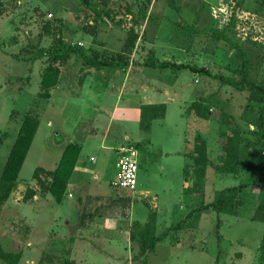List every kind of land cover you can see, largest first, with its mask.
<instances>
[{"label": "rangeland", "instance_id": "rangeland-1", "mask_svg": "<svg viewBox=\"0 0 264 264\" xmlns=\"http://www.w3.org/2000/svg\"><path fill=\"white\" fill-rule=\"evenodd\" d=\"M167 1L1 0L0 173L25 114L34 121L15 185L0 212V237L7 247L22 248L17 264H61L54 258L59 248L55 244L64 240L67 246L70 236L75 238L72 246L82 248L73 253L79 264H257L264 223L251 215L264 195V187L258 184L243 189L245 203L235 215L205 209L158 241L153 252L139 255L137 243L128 240L134 219L144 222L153 212L159 234L211 200L215 190L255 176L246 171L216 172L212 167L222 162L234 129L255 130L259 104L248 99V91L188 69H151L141 62L153 50L157 60L195 64L237 80L240 51L210 31L217 29L241 47L249 77L264 83V7L257 0ZM139 7L144 16L137 13ZM57 18L64 42L94 50L101 58L118 52L132 29L137 38L129 54L131 63L125 70L87 68L72 54L57 65L54 84L43 85L46 55L36 54L39 48L50 47L43 24H58ZM89 24L95 26L94 37L83 30ZM12 54L25 60H15ZM180 73L178 84L175 78ZM141 85L166 88L176 96L160 95L166 111L152 126L150 146L130 113ZM197 105L206 117L197 115ZM196 139L205 142L210 161L201 178L183 155L192 152ZM128 142L140 146L136 185L133 192H121L109 181L115 171V148ZM163 144L176 150L160 153L157 148ZM78 165L82 185H78L81 180L76 182L78 187L67 185L58 201L38 193L36 179L50 180L44 171L70 168L67 182ZM26 188L38 191V197L23 200ZM114 197L127 198L128 207H108ZM87 212H93L92 217L80 224L81 213ZM48 254L53 255L50 263L44 258Z\"/></svg>", "mask_w": 264, "mask_h": 264}, {"label": "trees", "instance_id": "trees-1", "mask_svg": "<svg viewBox=\"0 0 264 264\" xmlns=\"http://www.w3.org/2000/svg\"><path fill=\"white\" fill-rule=\"evenodd\" d=\"M258 3L264 7V0H257ZM168 3L169 0L167 1ZM4 11L3 3L0 0V14ZM137 13L141 16L145 15V12L139 7ZM58 24H52V22L46 21L42 28L43 34L50 36V47L39 48L36 57L46 55V66L41 71V82L54 84V80L58 75V66L65 63L68 57L72 54L78 55L81 58L82 63L87 68H110L125 70L131 63L129 60V54L132 51L134 42L137 38L136 32L130 29L118 52L113 53L108 58H101L96 51L90 50L87 52L85 48L77 43H66L62 40V34L60 31V19H56ZM84 32L91 37L95 36L94 24H89L83 28ZM217 39L226 41L229 45L237 47L240 51L241 65H240V77L239 79H233L228 76L219 74H212L201 66L187 63H175L166 60H157L154 56L153 50L148 51L146 59L141 62V65L151 69H170L173 71L188 69L192 73H200L210 78L218 79L220 84L230 86L231 88L241 91L247 90L249 93L248 99L259 104L258 112L256 116V127L253 131H245L234 129L233 132L225 143L224 156L222 162L219 164H213L212 167L216 172L237 174L240 171L255 172V176L249 180L241 181L237 184H231L221 187L215 190L211 200L206 203H201L196 207L188 211L185 217L174 224H171L164 228L159 234L156 233V227L154 224L155 214L149 212L144 222H140L136 219L130 224L128 230V240L137 243V252L139 255H143L146 252H153L155 244L164 239L169 233H176L182 228L183 222L194 215L200 214L205 209H211L216 213H224L227 215H235L238 208L245 203L241 192L245 187L252 184H258L264 187V83L253 81L248 74L246 62L242 57V49L238 45L230 42V40L222 33V30L210 29ZM12 58L18 61L25 60V58L11 55ZM21 79V77H17ZM41 86V85H40ZM196 106V113L200 117H206L203 113L199 112ZM165 105L163 103H143L138 107V122L137 127L140 131L147 133L150 128V122L156 118H162L164 116ZM34 128V121L31 117L25 114L22 125L19 127L13 143L10 146L7 158L3 164V168L0 173V212L2 205L7 200L11 190L16 182V173L19 169L22 160L24 158L25 151L30 141ZM137 149L140 146L134 143ZM193 165L192 172L198 178L203 176L204 170L207 165H210V161L206 154L205 142L202 139H196L192 152L185 153ZM71 161V160H70ZM70 169V168H69ZM64 170L57 172L58 170L44 171L46 176H49V181L42 182L39 178L38 182L39 192L32 188H26L22 199L32 201L38 197V193L49 194L54 201H58L61 197L65 184L66 177L71 170ZM64 175V176H63ZM33 177H37V169L33 171ZM38 192V193H37ZM35 196V198H34ZM109 206H120L121 208H127L129 200L123 197H114L108 202ZM100 209H103L100 207ZM102 213V212H100ZM98 211V214H100ZM104 214V213H103ZM92 213H81L79 223L83 224L84 220L90 219ZM105 216V215H104ZM251 219L264 223V195L260 201L256 204ZM218 218L216 216L215 224L218 226ZM26 225V229H27ZM73 237L67 238L68 244L65 246L64 240H58V256L57 258L61 264H75L74 260L69 258L70 242ZM176 237H174V240ZM8 241V240H7ZM257 264H264V232L261 234L257 245ZM22 254V248L11 249L7 247L4 240L0 237V264H17ZM56 255V254H54ZM53 255H46L45 261L50 263ZM59 257V258H58ZM51 264V263H50Z\"/></svg>", "mask_w": 264, "mask_h": 264}, {"label": "crops", "instance_id": "crops-1", "mask_svg": "<svg viewBox=\"0 0 264 264\" xmlns=\"http://www.w3.org/2000/svg\"><path fill=\"white\" fill-rule=\"evenodd\" d=\"M127 71L128 70H126V72L124 74L125 76L127 75ZM118 74L121 75L122 72H118ZM180 78H181V73L180 74H177V76L175 78V80L177 81L178 84H179L180 81H182ZM131 80H132V78H131ZM140 87L141 88L139 89L140 90L139 100L134 103L133 108H132V111L130 112V113H132V116L135 117L134 119H137V122H138V107H139L140 104H143V103H163L162 97H165L166 96V98H167L168 96H175L173 92H170V91L166 90V88L165 89H162V90H156L155 88H153L150 85H148V86L141 85ZM160 95H162V97H160ZM113 110H115L114 109V106L110 109L109 119L112 117ZM128 111H130V110L128 109ZM165 111H166V106H165ZM165 111H164V116H165ZM164 116L162 118H164ZM162 118H156V119L151 120V122H150V128H149V131L147 133H144V132L140 131V132L143 133V135L146 134L147 137H148V143H146L147 146L152 145V141H151L152 139L150 138V134H151L152 126H153L154 122H156L158 120H161ZM124 130L127 133V129L125 128ZM166 145H168V143H166ZM161 146H162L161 148L160 147L157 148V150L160 153L161 152L162 153H169V152H173V151L176 150L175 147H171L170 145L169 146H165L163 144ZM90 157L91 156L88 157V160L89 161L92 160V159H89ZM77 161H79L78 158H77ZM78 164H79V162H78ZM80 173H82V170L79 168V165H78V166L75 167V169H73L72 176L66 182L65 188H66L67 185H71V184H74V183L80 181L81 180V178H80V175L81 174ZM93 178H95V177H93ZM75 180H77V181H75ZM80 184L82 185V180L80 181V183H78V185H80ZM75 185L78 187L77 183ZM81 187H84V186H81ZM65 188H64V190H65ZM134 190H135V188H134ZM46 195H48L49 197H51L49 194H46ZM67 195L70 196L69 192H67ZM34 198H35V196H34ZM90 213H93V212H90ZM136 220H138V219H136ZM138 221L142 222L141 220H138ZM84 224H86V223H84ZM82 226H84V225H82ZM74 241H75V238L73 237L72 241L70 242V253H69V255H70V258L74 260L75 264H79L78 261L75 259L73 253L74 252H77V251L80 252L82 250V248H78V247L76 248V246L73 247L72 245H73V242Z\"/></svg>", "mask_w": 264, "mask_h": 264}, {"label": "built area", "instance_id": "built-area-1", "mask_svg": "<svg viewBox=\"0 0 264 264\" xmlns=\"http://www.w3.org/2000/svg\"><path fill=\"white\" fill-rule=\"evenodd\" d=\"M137 151L135 145L129 142L116 146L115 171L109 181L112 188L121 192H133L136 185Z\"/></svg>", "mask_w": 264, "mask_h": 264}]
</instances>
